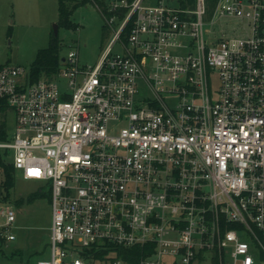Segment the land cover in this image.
<instances>
[{
	"label": "built area",
	"instance_id": "obj_1",
	"mask_svg": "<svg viewBox=\"0 0 264 264\" xmlns=\"http://www.w3.org/2000/svg\"><path fill=\"white\" fill-rule=\"evenodd\" d=\"M153 2L105 0L92 66L69 51L31 82L0 65V159L50 194L33 264H264V0ZM14 222L0 203L1 239Z\"/></svg>",
	"mask_w": 264,
	"mask_h": 264
},
{
	"label": "rangeland",
	"instance_id": "obj_2",
	"mask_svg": "<svg viewBox=\"0 0 264 264\" xmlns=\"http://www.w3.org/2000/svg\"><path fill=\"white\" fill-rule=\"evenodd\" d=\"M151 2L153 0H145L146 4ZM57 8V0H0V65L20 66L28 70L37 51L47 48L51 37L59 41L61 57L75 51L81 65H94L113 35L100 9L93 2L76 8L69 17L78 26L73 31L61 25ZM219 28V22L205 27L210 31ZM210 37L214 38V35ZM118 51L114 47L113 53ZM0 118L4 119L6 132L11 135L14 129L12 109L6 107ZM5 195L2 190L0 203ZM35 195L34 200L26 201ZM19 200L22 201L16 203ZM8 202L14 210L15 222L7 233L14 235V240L0 238V264H33L39 259H47L51 207L44 182L25 180L20 172H15ZM7 233L5 231L4 234Z\"/></svg>",
	"mask_w": 264,
	"mask_h": 264
},
{
	"label": "trees",
	"instance_id": "obj_3",
	"mask_svg": "<svg viewBox=\"0 0 264 264\" xmlns=\"http://www.w3.org/2000/svg\"><path fill=\"white\" fill-rule=\"evenodd\" d=\"M58 1V17L61 25L69 30H77L78 26L76 24H73L69 17L72 14V12L80 7V6H86L88 2L95 3L98 8L104 13V15H109L106 12V4L105 0H57ZM215 0H207L208 9L211 11L213 8ZM187 3L191 7L193 4V0H185L183 4ZM60 43L57 41L56 38L51 37L49 45L45 49H40L37 51L35 55V59L33 63L30 65L28 69V77L31 82H36L41 77L49 78L53 74H55L59 68L60 63ZM7 107L5 100L0 99V115L5 112V108ZM8 134L6 132V124L4 119L0 118V141H7ZM0 169L2 173V180L0 183V186L2 190L6 192V195L2 198V203H7L9 198V191L14 186V174L15 171L13 167L9 164L4 162L2 159H0ZM48 196L50 197L49 192ZM2 195V194H1ZM36 198L35 196H29L26 201L31 202ZM22 200L16 201V203L20 202ZM3 240V239H1ZM0 240V241H1ZM120 255L123 257L125 261L129 262H136L143 254L141 253V250L139 248H130V249H118L117 250Z\"/></svg>",
	"mask_w": 264,
	"mask_h": 264
},
{
	"label": "water",
	"instance_id": "obj_4",
	"mask_svg": "<svg viewBox=\"0 0 264 264\" xmlns=\"http://www.w3.org/2000/svg\"><path fill=\"white\" fill-rule=\"evenodd\" d=\"M53 28H54L53 31L56 34V26H54ZM1 193H2V188L0 187V196H1Z\"/></svg>",
	"mask_w": 264,
	"mask_h": 264
}]
</instances>
